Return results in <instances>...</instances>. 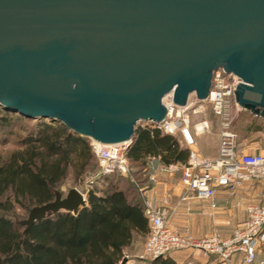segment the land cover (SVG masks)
<instances>
[{
	"label": "water",
	"instance_id": "water-1",
	"mask_svg": "<svg viewBox=\"0 0 264 264\" xmlns=\"http://www.w3.org/2000/svg\"><path fill=\"white\" fill-rule=\"evenodd\" d=\"M219 66L264 119V0H0V107L89 139L131 141L165 117L168 92L177 105L205 98ZM54 193L25 230L86 204L76 187Z\"/></svg>",
	"mask_w": 264,
	"mask_h": 264
},
{
	"label": "trees",
	"instance_id": "trees-1",
	"mask_svg": "<svg viewBox=\"0 0 264 264\" xmlns=\"http://www.w3.org/2000/svg\"><path fill=\"white\" fill-rule=\"evenodd\" d=\"M0 109L5 142L13 136L16 121L27 117ZM188 154L176 136L140 122L126 149L130 175H104L107 187L89 189L86 204L77 212L58 211L25 230L22 219L14 217L17 205L28 211L53 200L68 178L75 184L97 166L88 137L61 123L36 121L12 148L0 152V264H118L133 235L146 238L149 230L138 190L148 185L146 158L185 163ZM146 264L179 263L166 254Z\"/></svg>",
	"mask_w": 264,
	"mask_h": 264
},
{
	"label": "built area",
	"instance_id": "built-area-1",
	"mask_svg": "<svg viewBox=\"0 0 264 264\" xmlns=\"http://www.w3.org/2000/svg\"><path fill=\"white\" fill-rule=\"evenodd\" d=\"M239 81L237 75L219 66L212 71L205 98L199 99L191 93L184 105H177L172 100V91L164 95L165 117L150 123L163 133L180 135L186 146H193L196 136L209 132L212 127L213 121L201 115L208 106L219 126L217 154L204 158L190 149L185 163L168 164L162 163L158 156H152L147 160L148 185L139 186L138 190L143 194L150 184L158 181L160 172L180 170V181L191 198L205 201L215 209L217 192L224 190L236 198L235 205L242 207L244 218L234 224L228 235L214 231L195 237L188 232L181 234L172 226L170 213L175 207H168L167 198L159 204L145 199L144 214L149 230L139 253L134 256L124 253L125 264L145 263L175 250L199 251L203 258L213 257L209 264H230L231 257L237 253L242 254L244 264H264V151H250L244 144H239L237 134L231 128L233 120L243 110L234 94ZM130 142L104 143L90 139L100 174L117 172L125 176L129 173L126 149ZM87 191L81 192L85 196ZM190 197L183 195L177 203H185L186 222L192 212ZM188 258L192 259L186 260L185 264H198L192 255ZM120 262L121 259L118 264Z\"/></svg>",
	"mask_w": 264,
	"mask_h": 264
},
{
	"label": "crops",
	"instance_id": "crops-1",
	"mask_svg": "<svg viewBox=\"0 0 264 264\" xmlns=\"http://www.w3.org/2000/svg\"><path fill=\"white\" fill-rule=\"evenodd\" d=\"M147 124V122H142ZM150 123V122H148ZM175 136V135H173ZM179 145L187 148L188 151L193 149L200 157L209 158L217 154L218 150V135L214 133H202L196 136V144L193 146H186L180 135H176ZM253 150L264 151V147L257 146ZM252 151V150H251ZM152 157L148 156L147 160ZM183 163L180 161H175ZM181 171L172 172H160L158 174V181L155 184H150L142 195L143 200L150 201L154 204H159L163 198H167L168 207H175L174 212L170 213V222L174 228L181 234L186 232L190 233L195 237H203L209 235L214 231H219L223 236L230 234L234 224L244 218V212L242 207L235 205L236 198L230 197L226 191L218 190L217 192V207L211 209L208 203L191 198L190 193H187L185 187L180 181ZM187 195L190 197L191 214L188 222L185 221V203L179 202L181 196ZM177 204V205H176ZM176 205V206H175ZM145 236L134 234L132 238L131 246L139 244V239ZM141 250V248H140ZM124 253L126 251L124 250ZM137 254V253H136ZM136 254H132L133 256ZM189 255L195 258V262L198 264H209V261L213 259L203 258L199 251L191 250H175L169 253V256L174 258L179 264H185ZM242 254L237 253L230 259V264H244L242 263ZM141 261L137 264H146ZM256 264V263H253Z\"/></svg>",
	"mask_w": 264,
	"mask_h": 264
},
{
	"label": "rangeland",
	"instance_id": "rangeland-1",
	"mask_svg": "<svg viewBox=\"0 0 264 264\" xmlns=\"http://www.w3.org/2000/svg\"><path fill=\"white\" fill-rule=\"evenodd\" d=\"M3 113L4 111L0 109V115H2ZM201 115L213 121L210 131L205 133H214L218 135V131H219L218 122L211 115L208 106L205 107V110ZM36 121L57 123L47 118L46 119L26 118L24 120L16 121L15 126L13 127V131H14L13 136L9 137V139L5 140V142H3L5 138L3 139L2 137H0V152L12 148L15 144L16 138L18 136L25 135L27 131L31 129V126L34 123H36ZM231 128L237 134V142L239 144H244L248 150L251 151L253 150V148L255 149V147H257L258 145L264 147V119H262L261 117L252 115L243 109L233 120L231 124ZM130 174H131V168L129 166V173L127 175ZM107 184H108V180L105 178L104 175L99 173V168L97 165L95 171L87 172L81 178V180L75 184L71 182V177L68 178L67 181L61 185L59 191H61L64 195L69 188L76 187L79 190L85 192L86 189L88 190L96 189V187L105 189L107 187ZM15 209H16V212L14 214L15 218L24 219L27 217L28 211L22 209L18 205L16 206ZM138 242L140 243L137 244L135 248L134 246H131L125 249L128 255L133 256L132 254L139 253L140 248H142L143 246L144 238H140Z\"/></svg>",
	"mask_w": 264,
	"mask_h": 264
}]
</instances>
